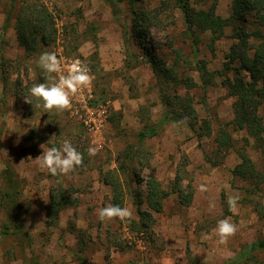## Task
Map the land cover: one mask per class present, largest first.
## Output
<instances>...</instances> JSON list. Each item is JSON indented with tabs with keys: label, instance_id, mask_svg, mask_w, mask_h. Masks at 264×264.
I'll return each instance as SVG.
<instances>
[{
	"label": "rangeland",
	"instance_id": "obj_1",
	"mask_svg": "<svg viewBox=\"0 0 264 264\" xmlns=\"http://www.w3.org/2000/svg\"><path fill=\"white\" fill-rule=\"evenodd\" d=\"M20 1L12 10V0H0V48L3 47L5 57L2 59L0 52V62L9 67L5 94L0 74V192L5 187L2 170L10 164L24 180L21 218L31 241L26 235L1 233L6 215L0 201V264H84L80 258L92 264L96 255L105 264H225L242 244L264 237V218L254 207L257 201L264 205V192L250 194L246 191L250 180L232 172L241 162L239 149L264 171V141L258 144L245 129H235L230 124L227 130L232 133L235 147L218 148L215 142L220 126L235 116L236 96H231L223 83L226 75H236L235 69H227L225 76L218 73L225 68L234 43L231 25L213 50L209 46L210 31L202 33V41L196 47L184 33V15L175 7L176 0L143 1L148 8L165 9L164 2L169 4L161 13L167 25L152 27L150 34L143 36V44L153 46L152 51L163 55L169 64L178 58V76H192L199 83L190 89L183 84L176 87L182 96L193 97L200 119L211 118L212 133L199 138L190 126L170 122L160 126L158 135L140 142L138 132L145 125L142 116L159 122L164 114L160 90L168 86L173 92L174 81L162 85L143 53V44L133 43L137 62L127 68L122 26L124 22L131 26L128 1L122 2L124 12L116 17L103 0H39L53 15L56 32L49 45L39 46L30 57L19 44L15 29ZM190 1L196 8H207L212 0ZM217 12L229 17L232 0H219ZM9 15L11 20L6 23ZM59 46L64 55L80 58L90 69L92 106H104L108 111L107 121L97 132L70 110L49 112L37 107L34 98L32 105L24 99L33 84L51 83L37 60L43 52H55L59 58ZM202 65L205 69L200 70ZM202 72L210 80L205 87ZM259 114L264 118V102ZM79 139L82 143L78 144ZM64 140L84 147L83 164L68 175L52 176L41 170L34 159L43 152L41 144L45 148L59 147ZM92 146H99L100 150L90 157L87 150ZM116 175L123 185V207L132 209L133 217L131 221L102 222L97 209L113 204L112 187L104 179ZM137 175L143 182L138 184ZM152 176L161 178L157 180L164 189H171L180 176L184 195L189 189L194 193L193 200L186 205L177 192H172L163 199V214H156L157 218L153 215L150 228H133L130 224L140 220L137 202L145 200L146 181ZM57 184L71 189L74 203L60 212L56 225L48 226L46 206L50 191ZM201 184L207 187L206 192L199 191ZM134 190L140 191L141 196ZM230 196L238 200L236 208L228 213ZM211 203L215 207H210ZM141 206L147 209V202ZM224 218L236 224L237 232L227 243L220 244L214 229L218 220ZM157 222L171 226L168 238L154 229ZM177 225L184 227L185 233L194 232L199 244L197 258L194 245L187 238L182 241L175 229ZM141 233L144 244L139 246L135 240ZM257 260L263 261L264 254H258Z\"/></svg>",
	"mask_w": 264,
	"mask_h": 264
},
{
	"label": "trees",
	"instance_id": "obj_2",
	"mask_svg": "<svg viewBox=\"0 0 264 264\" xmlns=\"http://www.w3.org/2000/svg\"><path fill=\"white\" fill-rule=\"evenodd\" d=\"M103 1L110 6L114 16L118 17L124 12L122 8L124 0ZM127 1L131 12V26L124 22L122 33L126 50L125 62L127 68H131L134 66L132 63L137 62L136 57H138L133 49V43L143 44V36L149 35L152 27L166 26L161 13L170 6L164 2L165 9L163 7L148 8L143 5L144 0ZM16 3L17 0H12V10L16 8ZM218 3L219 0H212L207 8H196L190 0H176L175 2V7L180 8L184 15L186 27L184 33L192 39V43L196 47L202 41L201 36L205 31L211 32L209 46L213 50L215 42L224 36L226 27L231 25L233 29L231 36L234 43L227 54L228 60L225 62V68L218 73L225 76L227 69H232V67L235 69L236 75L233 78L226 75L223 82L228 86L229 94L236 96V101L233 104L235 116L231 122L223 123L220 126L215 142L218 148L230 149L235 147L232 133L227 130V126L232 124L235 129H245L256 143L262 144L264 141V118L259 114V108L264 102V0H232V12L229 17H224L217 12ZM10 16L6 18V23L11 20ZM5 26L7 27V24ZM15 29L19 44L24 48L26 57L34 55L39 46L49 45L54 40L56 32L53 15L39 0H22L16 14ZM152 47L150 44H143L145 57H147L154 74L162 82V85L173 80L174 89L173 92H170L166 86V89L162 87L164 90H160L164 114L158 123L152 122L150 116H142L145 125L138 132L139 141L144 142L148 137L158 135L160 126L170 122L190 126L199 138L210 135L212 133L211 118L200 119L194 106L193 97L182 96L177 89L179 84L190 89L199 86V83L192 76L179 77L176 70L179 66V59L176 58L172 64H169L163 55L152 51ZM0 52L2 59L5 58L3 47L0 48ZM97 53L96 51L94 56ZM201 69H205V66H200ZM8 71L7 64L0 62L4 94L8 84ZM206 72L212 75V72L207 70ZM201 77L203 87L207 86L210 81L209 77H205V72L201 73ZM3 99L2 101L5 102ZM91 105H94L93 99ZM114 113L117 114L119 111H114ZM78 141V144L82 143L80 139ZM74 147L83 155L85 154L84 147H79V145H74ZM239 153L241 162L233 169V175L250 180L251 185L247 187L246 191L252 195H261L264 192L262 187L264 171L255 166L252 158L243 149H239ZM136 177L138 184L143 182L139 175ZM1 179L5 181V187L0 192V201L6 215L1 233L3 235H26L31 241V236L21 218L23 207L21 194L24 180L10 164H6L2 170ZM104 182L112 187L113 204L123 207L124 194L120 177L118 175L112 179L105 177ZM174 183L171 189H164L161 182L155 177L149 178L146 181L145 200L139 199L137 202L140 220L133 222L134 224L132 223L130 226L139 229L150 228L153 212L163 210V199L172 192H177L180 201L189 205L193 200L194 193L188 189L187 194L184 195L180 176ZM189 186L190 184H188ZM133 193L141 196V192L138 190H134ZM144 201L147 202V209L141 206ZM73 203L71 189L69 190L60 184L53 186L50 191L49 203L46 206V224L48 226L56 225L60 212L72 206ZM254 205L259 216L264 218L263 203L257 201ZM227 212L231 213V210ZM261 253L264 254L263 236L252 242L242 244L237 254L229 258L225 264H251L253 262L264 264V260L261 262L257 260L258 254ZM80 259L84 264H89L83 258Z\"/></svg>",
	"mask_w": 264,
	"mask_h": 264
},
{
	"label": "clouds",
	"instance_id": "obj_3",
	"mask_svg": "<svg viewBox=\"0 0 264 264\" xmlns=\"http://www.w3.org/2000/svg\"><path fill=\"white\" fill-rule=\"evenodd\" d=\"M37 65L48 74V79L51 80V83L41 82L33 84L29 89V94L24 96V99L32 105L34 98L37 101V107H43V109L49 112L53 109L58 112L71 109L72 97L82 87H88L92 83L90 69L87 65L76 60L65 70L55 52L41 53L37 60ZM59 73L64 74H60L58 77L53 76V74ZM40 147L43 149V152L34 159L36 165L41 170H46L52 176L68 175L83 164V154L69 140H64L59 147L52 146L45 148L44 144H41ZM99 150V146L89 147L87 150L88 155L90 157L95 156ZM199 191L206 192L207 187L201 184ZM237 200L238 197L235 196L228 198L227 203L230 210L236 208ZM210 207H215L214 203H211ZM97 216L102 222L113 219L131 221L133 211L128 207L108 204L97 209ZM236 232V224L228 218L218 220L214 229V233L219 238L220 244L227 243L228 239L234 236Z\"/></svg>",
	"mask_w": 264,
	"mask_h": 264
},
{
	"label": "built area",
	"instance_id": "obj_4",
	"mask_svg": "<svg viewBox=\"0 0 264 264\" xmlns=\"http://www.w3.org/2000/svg\"><path fill=\"white\" fill-rule=\"evenodd\" d=\"M59 59L61 60L62 67L66 70L67 67L74 61L79 60L83 64V60L78 57H68L64 55L62 46H59ZM85 65V64H84ZM60 74H57V77ZM93 99V91L88 87H82L75 96L72 97V107L69 109L73 115L81 118L84 124L92 131L97 132L102 129L103 123L107 121L108 111L104 106H92L91 100ZM137 244H144V235L140 234L135 240Z\"/></svg>",
	"mask_w": 264,
	"mask_h": 264
},
{
	"label": "crops",
	"instance_id": "obj_5",
	"mask_svg": "<svg viewBox=\"0 0 264 264\" xmlns=\"http://www.w3.org/2000/svg\"><path fill=\"white\" fill-rule=\"evenodd\" d=\"M156 177H157V179H161L158 176H156ZM164 210H165V204H164ZM162 212H163V210L160 211V212H153V215H154L155 218H157L156 214H163ZM163 217H166V216L163 215ZM163 220H165V218ZM169 227H171V226H168V225H165V224L161 225V222H157L155 224V226H154V229L158 231V234L161 233L164 236H166V238H168V228ZM175 229L180 233V237L182 238V241L186 242L187 241L186 238H187V239H189V242H190L191 246L193 247V245H194L193 248L196 250L194 252V256L197 258V254L196 253L198 251L197 249H198L199 244L197 242V239L195 238L194 232L190 231L189 234L185 233L184 227L179 226V225H177L175 227ZM102 260H103V258H100V255H96L94 261L92 262V264H105L104 262H102Z\"/></svg>",
	"mask_w": 264,
	"mask_h": 264
}]
</instances>
